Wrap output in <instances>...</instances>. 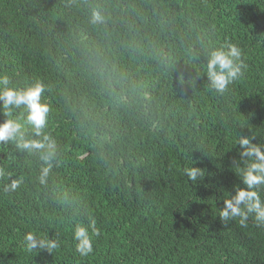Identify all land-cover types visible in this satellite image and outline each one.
<instances>
[{
  "label": "trees",
  "instance_id": "obj_1",
  "mask_svg": "<svg viewBox=\"0 0 264 264\" xmlns=\"http://www.w3.org/2000/svg\"><path fill=\"white\" fill-rule=\"evenodd\" d=\"M229 44L241 74L221 93L206 67ZM0 76L43 84L55 144L41 184L39 156L0 141V264H264L256 213L220 218L240 190L264 206L239 143L264 153V0H0ZM26 115L0 101V124ZM30 232L56 247L29 249Z\"/></svg>",
  "mask_w": 264,
  "mask_h": 264
},
{
  "label": "clouds",
  "instance_id": "obj_2",
  "mask_svg": "<svg viewBox=\"0 0 264 264\" xmlns=\"http://www.w3.org/2000/svg\"><path fill=\"white\" fill-rule=\"evenodd\" d=\"M103 17L99 11L92 12V22H102ZM241 56L240 48L235 44H229L213 50L210 53L206 72L211 82V86L217 92H224L228 85L236 80L241 74V65L235 61ZM6 76H0V101L5 114L11 115V108L24 106L26 115V123L16 122L8 119L0 124V141L15 140L19 138V147L26 150L29 154H37L42 162L41 173L38 176L39 183L44 184L49 172L52 169V160L55 158V144L50 137L44 133L47 123V115L50 111L48 104L41 103V95L44 86L41 82L27 86L24 89L9 87ZM26 125L31 126V131L36 137L41 139L28 138L25 139ZM244 151L242 156H252L255 154L259 162H253L251 167L244 175V181L252 188L256 184L264 183V153L259 148L250 144L247 138L239 141ZM197 169L189 170L188 174L191 179L195 180ZM4 173L0 170V176ZM19 181H14L11 187L13 189L19 186ZM224 208L220 211L222 221L230 218H239L243 223L247 216L255 212L256 218L264 222V206L259 202L258 195L255 191H238L237 195L232 199L225 200ZM243 205V206H242ZM93 232L96 231L94 222L89 225L83 223L77 224L74 230V238L77 240V251L81 255H88L92 251V236L89 228ZM29 249L31 248H47L52 250L56 247L55 241L38 239L33 233H28L25 237Z\"/></svg>",
  "mask_w": 264,
  "mask_h": 264
}]
</instances>
